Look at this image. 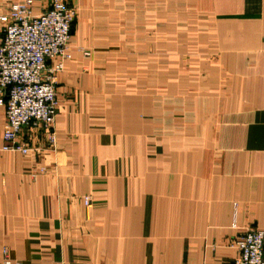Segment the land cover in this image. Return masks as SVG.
<instances>
[{"label": "crops", "instance_id": "1", "mask_svg": "<svg viewBox=\"0 0 264 264\" xmlns=\"http://www.w3.org/2000/svg\"><path fill=\"white\" fill-rule=\"evenodd\" d=\"M19 1L0 0V14ZM70 1L57 143L26 130L32 153L0 151V264L232 263L234 239L264 230V0ZM179 30L211 39L231 75L213 140L186 142L170 116L178 96L152 85L153 54L166 61ZM97 38L117 55L111 92H89L95 59L77 50ZM5 123L0 107V134Z\"/></svg>", "mask_w": 264, "mask_h": 264}, {"label": "built area", "instance_id": "2", "mask_svg": "<svg viewBox=\"0 0 264 264\" xmlns=\"http://www.w3.org/2000/svg\"><path fill=\"white\" fill-rule=\"evenodd\" d=\"M35 2H15L0 14V107L6 116L0 151L22 155L34 150L26 130L42 131L50 145L57 143L59 76L73 58L70 39L77 18L70 0H52L39 15L34 14ZM84 203H90L89 196ZM232 227H237L235 220ZM233 244L239 257L229 264H264L263 229L250 228Z\"/></svg>", "mask_w": 264, "mask_h": 264}, {"label": "rangeland", "instance_id": "3", "mask_svg": "<svg viewBox=\"0 0 264 264\" xmlns=\"http://www.w3.org/2000/svg\"><path fill=\"white\" fill-rule=\"evenodd\" d=\"M93 25L99 27L101 24ZM87 26L90 27V23L87 22ZM108 26H113V22ZM191 33L192 30H179L170 39L172 45L169 46V53L166 54L168 64H166L164 54H153L152 85L154 90L158 89L165 94L168 90L169 95L178 96L179 100L175 104L178 107V113L175 112L170 116L173 119L179 117L178 128L184 129L185 141H208L214 139L213 132L218 128L221 113L226 106L225 100L228 92L229 94L232 92V79L229 72L222 66L220 55L214 52L211 39L201 38L202 41L198 42V39ZM104 41L107 43L101 44L100 38L94 39L93 50L83 46L77 49L85 59H95V64H92L87 78H94L96 83L90 87L89 92H111L114 87L112 78H118L114 69V57L116 58L117 55L111 53L114 44L112 45L111 38H105ZM102 45H105L106 51L109 52L97 53V46ZM82 49L89 54H84ZM72 52L74 58V51L72 50ZM141 55L144 54L131 56L136 58ZM161 60L165 61L163 66L155 67ZM126 72L128 70L121 72L122 79L126 78V76L124 77ZM128 82L129 76L127 80L121 81L122 91L129 88ZM170 109L176 111L173 107ZM173 124H177L176 119Z\"/></svg>", "mask_w": 264, "mask_h": 264}]
</instances>
